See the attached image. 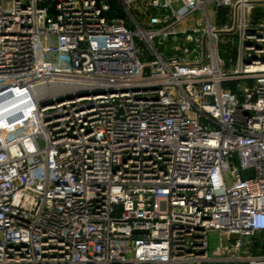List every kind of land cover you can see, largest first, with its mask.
Listing matches in <instances>:
<instances>
[{
    "label": "built area",
    "instance_id": "built-area-1",
    "mask_svg": "<svg viewBox=\"0 0 264 264\" xmlns=\"http://www.w3.org/2000/svg\"><path fill=\"white\" fill-rule=\"evenodd\" d=\"M261 8L0 0V264H264Z\"/></svg>",
    "mask_w": 264,
    "mask_h": 264
},
{
    "label": "rangeland",
    "instance_id": "rangeland-1",
    "mask_svg": "<svg viewBox=\"0 0 264 264\" xmlns=\"http://www.w3.org/2000/svg\"><path fill=\"white\" fill-rule=\"evenodd\" d=\"M224 13V11H222ZM153 15L156 16L157 13L153 12ZM255 17L259 18L260 20L264 21V8L259 9V11L255 12ZM222 50V57L227 60L228 56L231 52L234 51L233 47L227 43H222L221 45ZM208 241V252L211 254L212 250L215 249V247L218 245V236L216 233H209L207 236Z\"/></svg>",
    "mask_w": 264,
    "mask_h": 264
},
{
    "label": "water",
    "instance_id": "water-1",
    "mask_svg": "<svg viewBox=\"0 0 264 264\" xmlns=\"http://www.w3.org/2000/svg\"><path fill=\"white\" fill-rule=\"evenodd\" d=\"M85 94H87V92H86L85 90H81V91L78 93L79 96H82V95H85ZM61 100H62V98L59 97V98H58V101H61ZM51 103H52L51 100H46V99H44V100H40V104H41V106H46V105H49V104H51Z\"/></svg>",
    "mask_w": 264,
    "mask_h": 264
},
{
    "label": "bare ground",
    "instance_id": "bare-ground-1",
    "mask_svg": "<svg viewBox=\"0 0 264 264\" xmlns=\"http://www.w3.org/2000/svg\"><path fill=\"white\" fill-rule=\"evenodd\" d=\"M49 90H51V89L49 88ZM49 90H47V91H49ZM42 92H43V91H42ZM50 92L53 93V90H51Z\"/></svg>",
    "mask_w": 264,
    "mask_h": 264
}]
</instances>
